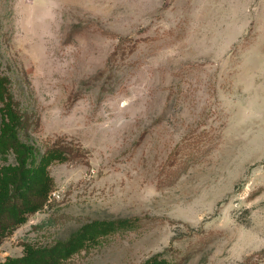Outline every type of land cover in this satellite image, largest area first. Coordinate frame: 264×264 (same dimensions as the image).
<instances>
[{"label": "rangeland", "instance_id": "1", "mask_svg": "<svg viewBox=\"0 0 264 264\" xmlns=\"http://www.w3.org/2000/svg\"><path fill=\"white\" fill-rule=\"evenodd\" d=\"M0 83L52 188L0 263L264 264V0H0Z\"/></svg>", "mask_w": 264, "mask_h": 264}, {"label": "trees", "instance_id": "2", "mask_svg": "<svg viewBox=\"0 0 264 264\" xmlns=\"http://www.w3.org/2000/svg\"><path fill=\"white\" fill-rule=\"evenodd\" d=\"M0 83V99L5 100ZM4 124L0 134V152L12 150L16 163L0 171V237L6 236L28 220L47 202L52 191L50 179L44 174L37 177L38 168L30 166L31 149L17 134V117L9 103L1 110ZM56 247L33 251L22 258H8L0 264H55ZM157 262V261H156ZM158 263V262H157Z\"/></svg>", "mask_w": 264, "mask_h": 264}]
</instances>
